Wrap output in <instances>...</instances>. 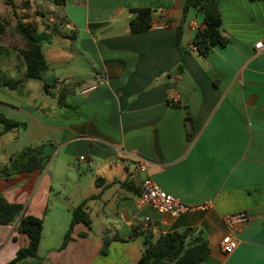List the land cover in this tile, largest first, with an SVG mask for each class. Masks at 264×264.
I'll use <instances>...</instances> for the list:
<instances>
[{
  "label": "crops",
  "instance_id": "crops-1",
  "mask_svg": "<svg viewBox=\"0 0 264 264\" xmlns=\"http://www.w3.org/2000/svg\"><path fill=\"white\" fill-rule=\"evenodd\" d=\"M49 1L64 37L54 33L42 44L47 72L56 85H74L67 104L75 109L67 115L56 100L38 102L24 90L28 80L16 90L28 99L15 105L0 99V114L24 123L7 131L0 124V168L23 148L54 147L48 168L0 178V195L43 221L38 256L46 264H138L146 234L156 240L192 229L191 238L208 240L201 264H264V51L254 48L264 41V2L219 0L229 42L201 56L192 49V22L203 26L202 15L189 8L181 22L185 0ZM138 9L151 11V27L131 34ZM162 22L165 28H153ZM180 23L187 51L181 74L175 72ZM14 60L0 70L1 93L11 91L1 86L6 80L23 79V66ZM63 160L64 170L58 168ZM145 178L190 210L170 217L138 207ZM83 202L90 226L76 224L61 247L72 210ZM239 212L249 222L235 234V251L224 255V218ZM17 224H0V264L28 242ZM105 236L118 239L101 254Z\"/></svg>",
  "mask_w": 264,
  "mask_h": 264
},
{
  "label": "trees",
  "instance_id": "trees-1",
  "mask_svg": "<svg viewBox=\"0 0 264 264\" xmlns=\"http://www.w3.org/2000/svg\"><path fill=\"white\" fill-rule=\"evenodd\" d=\"M8 1V2H7ZM254 1V0H251ZM264 2V0H259ZM7 5L11 6L13 15H16V6L11 0H6ZM61 0H54L59 5ZM189 8L195 9L202 15V28L198 30L193 38L192 46L195 51L201 55H208L214 47H225L229 39L224 36L221 30V18L219 11V0H185L182 8V20L185 18ZM38 15L43 16L41 13ZM151 11L149 9H138L134 17L129 22V31L131 34L148 31L151 27ZM61 24V23H60ZM8 20L0 16V36L8 29ZM59 26H48L52 33H40L37 26L28 23L26 17L17 19L14 26L15 33L21 38L24 47L19 49L15 59L23 66V79L13 82H3L1 86L11 91H16L18 86L26 80L42 81L43 89L49 93V89L55 87V84H48L45 81V74L48 65L45 61L42 44L49 41L54 33L64 37V33L59 31ZM181 23L176 31V45L180 53V62L175 69L176 73L181 74L186 68L187 51L182 48ZM58 31V32H55ZM69 37V36H68ZM74 37L73 35L71 36ZM12 54L11 49L0 44V61L3 57L9 58ZM74 85L61 84L57 90L56 101L59 109L65 108L67 115H70L69 109L75 107L67 104V98L73 93ZM76 112V110H75ZM74 113V115L76 114ZM0 124H4V130L24 128V123H18L14 120L6 119L0 114ZM194 130L191 118L186 120V137L190 139ZM54 147L51 144H42L37 147H26L11 155L3 167L0 168V178H10L14 175L31 172L34 170H44L49 163ZM124 185V184H123ZM84 202L72 210V217L69 228L63 237L61 247H64L71 239L73 227L78 223L90 226V217L84 209ZM22 206L19 204L8 203L0 195V224L9 225L18 221L17 231L27 236V244L19 248L15 258L8 264H19L23 261H30L32 264H46L44 259L38 256V249L42 234L43 221L41 218L22 214ZM192 229H186L182 232H169L153 240L150 234H146L143 239V249L138 264H201L209 255L210 249L208 240L205 236L191 238ZM118 239L117 236L103 238L101 254L106 253L108 244Z\"/></svg>",
  "mask_w": 264,
  "mask_h": 264
},
{
  "label": "rangeland",
  "instance_id": "rangeland-1",
  "mask_svg": "<svg viewBox=\"0 0 264 264\" xmlns=\"http://www.w3.org/2000/svg\"><path fill=\"white\" fill-rule=\"evenodd\" d=\"M7 2L6 0H0V16L5 17L8 20V24H9L8 29L5 31L3 35L0 36V44L11 49L12 54L10 55L9 58H5V57L2 58V60L0 61V70L3 69L7 70L8 68H10L9 66L15 61L14 60L15 55H17L18 50L24 47L23 41L14 31V26L19 17L22 16L26 17L28 23H30L33 26L34 25L37 26L39 29H46L48 28V26H55V25L60 27L61 25L59 19L55 17V13L50 12V7H52V3L49 0H11V2H13L16 6V15H13L11 6L7 5ZM38 13L39 14L41 13L43 16L38 15ZM50 18H52L53 21L52 20L50 21ZM55 41H60V40H55ZM44 43H46V41H44ZM15 63L19 64L18 61H16ZM44 77L50 83V85L56 83L54 77L48 76V72H46ZM13 81L15 80L13 79L6 80V82H13ZM61 84L62 82L58 83L57 85H55V88L59 89ZM24 90L25 91L31 90V93L33 94L34 97H36L38 102L41 101L43 103L50 104L52 101L55 102L56 100L54 97L55 94H57V91H55L54 87H52L51 89H49V93H46L43 89L42 81L29 79ZM17 93L18 91H15V93L11 91L7 93L0 92V99L14 105L19 103L20 100L22 99H28L26 95L22 97L20 93L18 94ZM24 94L26 93L24 92ZM52 156L53 155H51L50 160L52 159ZM49 163L47 165V168L49 167ZM66 166H67L66 162L63 160L61 161L58 168L64 170ZM76 167H78L77 162H76ZM77 190H79L78 187L74 188L69 198L70 201H73L77 197L76 196L78 194L76 193Z\"/></svg>",
  "mask_w": 264,
  "mask_h": 264
},
{
  "label": "built area",
  "instance_id": "built-area-1",
  "mask_svg": "<svg viewBox=\"0 0 264 264\" xmlns=\"http://www.w3.org/2000/svg\"><path fill=\"white\" fill-rule=\"evenodd\" d=\"M160 15L163 16V12H160ZM166 26L167 23L162 22L153 26V28L163 29ZM192 28L198 31L202 28V26L196 22H192ZM254 48L259 51H264V41L257 42L254 45ZM192 49L195 50V47L192 46ZM92 88L84 90L83 93L89 91ZM79 160L84 161L85 158L80 157ZM137 167L141 172H145L146 170V166L144 163H139ZM137 200L138 207L147 206L158 213L166 214L170 217H177L190 210V208H188L185 204L181 203L172 195L162 190L150 178H145L141 181ZM248 222L249 217L244 212L232 214L224 218V225L227 229V233L222 237L220 242V250L224 255H230L235 251L237 247L235 234L240 230L242 226L248 224Z\"/></svg>",
  "mask_w": 264,
  "mask_h": 264
}]
</instances>
